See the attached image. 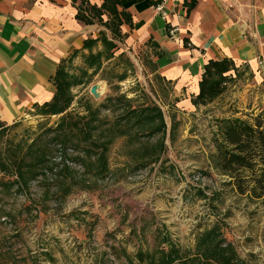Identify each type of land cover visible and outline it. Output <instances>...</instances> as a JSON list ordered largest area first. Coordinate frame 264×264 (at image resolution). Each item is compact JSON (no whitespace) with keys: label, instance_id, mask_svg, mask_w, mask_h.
Segmentation results:
<instances>
[{"label":"rangeland","instance_id":"rangeland-1","mask_svg":"<svg viewBox=\"0 0 264 264\" xmlns=\"http://www.w3.org/2000/svg\"><path fill=\"white\" fill-rule=\"evenodd\" d=\"M143 64L140 51H132L97 71L86 63L75 70L84 82L72 87L67 111L80 117L88 103L101 108L103 138L113 140L105 176L97 175L94 158L87 160L95 163L90 171L73 162L77 151L70 146L68 157L56 159L71 166L70 174L58 177L56 168L23 189L18 163L53 136L48 128L63 114H39L34 106L13 123H0V264H151L171 244L195 252L199 236L214 226L246 264H264V199L237 191L218 167L214 143L220 118L252 121L264 114V75L243 68L212 103L181 107L172 84ZM94 84L99 97L91 93ZM152 101L167 126L160 153L162 134H139L134 123H126L123 135L115 130L127 109ZM49 146L61 147L51 139ZM63 187H71L65 198Z\"/></svg>","mask_w":264,"mask_h":264},{"label":"crops","instance_id":"crops-1","mask_svg":"<svg viewBox=\"0 0 264 264\" xmlns=\"http://www.w3.org/2000/svg\"><path fill=\"white\" fill-rule=\"evenodd\" d=\"M103 2L0 0L1 124L52 100L60 65L81 72L86 56L103 49L101 41L92 48L87 44L100 31L117 43L116 56L140 51L148 72L172 84L181 107H197L192 97L210 59L229 57L264 75V0H127L128 20L118 39L89 9ZM81 8L92 22L77 17Z\"/></svg>","mask_w":264,"mask_h":264},{"label":"trees","instance_id":"trees-1","mask_svg":"<svg viewBox=\"0 0 264 264\" xmlns=\"http://www.w3.org/2000/svg\"><path fill=\"white\" fill-rule=\"evenodd\" d=\"M85 0H82L84 2ZM127 0H104L100 7L90 5L89 9L98 17L111 32L113 39L122 38L121 25L127 21ZM122 7L120 10L119 7ZM108 14L109 19L104 21L103 15ZM77 17L87 23L92 19L79 9ZM101 41L103 49L91 52L86 56L85 63L94 71L103 66L104 60L114 57H124L126 52L115 55L117 43L110 40L105 31L95 39L87 40L89 47H93ZM74 56V55H73ZM243 68L249 69L248 65H237L229 57L222 59H210L204 64V70L199 82V91L192 97V103L196 106L208 105L221 96L237 78L243 76ZM53 82L56 92L52 100L42 105L35 104L39 114L56 115L63 114L55 128H48V132H54L53 136L30 155H23V160L18 164L19 177L23 180V189L31 180L38 176H46L48 173L57 171V176L72 172L64 160L56 162L60 157H68L69 148H76L77 156L72 161L79 163L90 171L95 163L100 165L97 175L105 176L109 172L107 153L112 139L103 138L108 134L104 129V121L100 116L101 108L93 107L88 103V113L75 117L68 108L71 106L74 96L72 87L84 81L81 77L70 73L67 64L63 63L58 68ZM115 130L120 134L127 133L126 123H134L142 128L149 125V130L140 128L139 134L150 133L161 135L157 143V152L165 150L164 136L166 134V122L161 106L152 101L151 105L140 108H129L120 116ZM124 122V125H123ZM61 145L53 149L49 141ZM218 167L230 178V183L235 186L239 193H249L255 198L264 199V114L260 113L253 117L252 121L240 117H225L218 120V133L214 136ZM151 156H155L151 153ZM29 157V158H28ZM152 157V158H153ZM95 163L88 166L87 160L93 159ZM55 159V160H53ZM87 163V164H86ZM148 163H145L147 165ZM23 168V169H22ZM71 191V187H63L61 198ZM166 240H169L166 238ZM142 255V254H141ZM151 264H246L240 259L231 242L222 237L218 226L202 234L198 238L195 252L183 251L175 244L169 249H162L160 257L152 260Z\"/></svg>","mask_w":264,"mask_h":264},{"label":"water","instance_id":"water-1","mask_svg":"<svg viewBox=\"0 0 264 264\" xmlns=\"http://www.w3.org/2000/svg\"><path fill=\"white\" fill-rule=\"evenodd\" d=\"M99 85L98 84H94L91 86V93L95 96V97H99L100 93L98 90Z\"/></svg>","mask_w":264,"mask_h":264},{"label":"built area","instance_id":"built-area-1","mask_svg":"<svg viewBox=\"0 0 264 264\" xmlns=\"http://www.w3.org/2000/svg\"><path fill=\"white\" fill-rule=\"evenodd\" d=\"M164 1H166V0H164Z\"/></svg>","mask_w":264,"mask_h":264}]
</instances>
